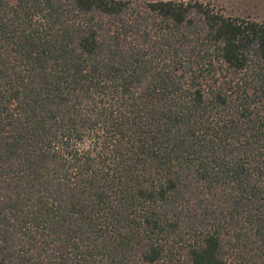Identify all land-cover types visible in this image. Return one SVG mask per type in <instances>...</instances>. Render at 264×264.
I'll use <instances>...</instances> for the list:
<instances>
[{
    "label": "trees",
    "instance_id": "16d2710c",
    "mask_svg": "<svg viewBox=\"0 0 264 264\" xmlns=\"http://www.w3.org/2000/svg\"><path fill=\"white\" fill-rule=\"evenodd\" d=\"M0 264H264V20L0 0Z\"/></svg>",
    "mask_w": 264,
    "mask_h": 264
},
{
    "label": "rangeland",
    "instance_id": "374dc122",
    "mask_svg": "<svg viewBox=\"0 0 264 264\" xmlns=\"http://www.w3.org/2000/svg\"><path fill=\"white\" fill-rule=\"evenodd\" d=\"M146 1V0H140ZM189 1V0H176ZM210 3L223 10L229 16H251L264 20V0H199Z\"/></svg>",
    "mask_w": 264,
    "mask_h": 264
}]
</instances>
